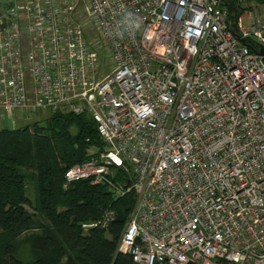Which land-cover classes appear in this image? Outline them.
I'll return each mask as SVG.
<instances>
[{"label": "built area", "instance_id": "built-area-1", "mask_svg": "<svg viewBox=\"0 0 264 264\" xmlns=\"http://www.w3.org/2000/svg\"><path fill=\"white\" fill-rule=\"evenodd\" d=\"M236 5L231 25L220 0H0V112L93 120L103 147L62 187L133 193V264H264V56L242 44L264 47V9Z\"/></svg>", "mask_w": 264, "mask_h": 264}, {"label": "trees", "instance_id": "trees-1", "mask_svg": "<svg viewBox=\"0 0 264 264\" xmlns=\"http://www.w3.org/2000/svg\"><path fill=\"white\" fill-rule=\"evenodd\" d=\"M245 2L264 6V0ZM91 147L103 143L88 115L53 112L43 123L0 130V264H133L117 251L133 193L114 200L105 186L62 187L66 169L88 159ZM25 171L35 186V211L45 223L25 208L31 205ZM109 208L117 218L108 230L83 228ZM36 229L40 233L30 235L25 260L18 256V238Z\"/></svg>", "mask_w": 264, "mask_h": 264}, {"label": "rangeland", "instance_id": "rangeland-1", "mask_svg": "<svg viewBox=\"0 0 264 264\" xmlns=\"http://www.w3.org/2000/svg\"><path fill=\"white\" fill-rule=\"evenodd\" d=\"M259 6H262V5H259ZM262 9H264V6L262 7ZM52 113L53 112L50 110L41 111L36 114H30L27 112H17L15 113L14 117L10 118V120L13 122V128L17 129V128H21V127H24L25 125H29L35 122L43 123L47 118L51 116ZM8 120L9 118L6 116V114L0 112V127L2 129L8 127ZM25 174L27 176V186H28L26 195L29 201L31 202V205L26 206L25 208L29 213L37 214L36 218L39 222L45 223L43 221V217L35 211L36 191H35L34 183L30 180V173L25 171ZM116 178L123 181L127 187L130 186V180H131L130 176L128 175L123 176V175L118 174ZM39 233H40V230L36 229L32 232H25L24 234L20 236V238H18L21 240L20 243L18 244V256H20L21 258L25 260L30 259V239L29 237L31 234H39Z\"/></svg>", "mask_w": 264, "mask_h": 264}, {"label": "water", "instance_id": "water-1", "mask_svg": "<svg viewBox=\"0 0 264 264\" xmlns=\"http://www.w3.org/2000/svg\"><path fill=\"white\" fill-rule=\"evenodd\" d=\"M222 4L226 7L227 11L230 14V24L234 25L236 22V19L239 16V10L236 5V0H220ZM242 44L251 49L255 54H258L260 56H264V47L255 43L251 39H245L242 41ZM8 128L10 131H12L13 124L12 121L9 119L8 120ZM91 229V228H89Z\"/></svg>", "mask_w": 264, "mask_h": 264}]
</instances>
